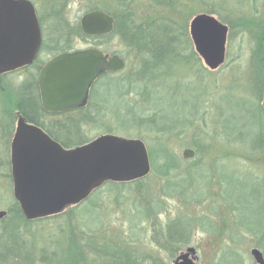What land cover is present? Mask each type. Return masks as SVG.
Segmentation results:
<instances>
[{
	"label": "rangeland",
	"instance_id": "obj_1",
	"mask_svg": "<svg viewBox=\"0 0 264 264\" xmlns=\"http://www.w3.org/2000/svg\"><path fill=\"white\" fill-rule=\"evenodd\" d=\"M28 1L38 18L45 48L42 53L51 47L53 53L97 48L120 57L125 64L121 71L125 85L134 81L135 72L142 77L139 91L127 99L140 100V93L146 91L145 116L153 115L154 128H172L168 135H156L144 126L130 127L126 132L114 120L117 104L102 101L108 90L115 95L117 88L97 89V101L91 103L90 114L102 112L105 116L102 123L82 127L80 135L93 139L105 134L106 127L114 128L116 132L111 135L115 137L141 141L150 162V171L142 178L146 194L141 203L134 201L131 188L120 190L124 200L117 193L107 194V187L103 186L95 193L100 197V209H93L92 201L79 204L85 203L82 215L88 229L98 230L101 225V245L125 247L138 260L154 258L164 264H172L176 254L187 247L195 249L196 264H256L250 255L252 249L264 257V116L263 109L258 110L262 108L264 90V0H177L178 8L173 10L151 0H126L123 5L114 0ZM92 8L120 12L119 17H128L136 24L169 19L179 28L184 26L188 37L194 16L214 12L213 17H222L228 27L225 61L218 69L209 70L188 38L191 48L184 52L183 60L179 57L168 67L155 71L159 77L147 82L140 65L141 55L117 36L81 40L69 34ZM51 56L40 55L39 63ZM24 78L17 73L0 77V211L6 213L15 208L9 158L17 119L15 95L28 88L26 81L22 82ZM26 93H17V97L25 101ZM125 108L121 106L119 112L123 114ZM141 110L142 107L137 112ZM96 119L101 121L97 116ZM164 147H168L177 165L167 176L157 171L163 164L161 156L164 157L159 150ZM185 149L195 152L192 159L182 158ZM146 204L159 207L158 214L133 222L136 205L145 211ZM73 209L74 206L67 207L60 212L62 218L26 227L15 222L0 224L8 233L17 234L19 245L31 253L25 263L19 254L7 260L0 256V264H106L97 255L81 250ZM177 219L184 220L179 224L181 228L191 231L188 245L167 247L164 229ZM3 239L6 243L14 240L10 245L17 250L15 237ZM43 252L45 259L41 257ZM55 253L56 259L52 255Z\"/></svg>",
	"mask_w": 264,
	"mask_h": 264
},
{
	"label": "water",
	"instance_id": "obj_2",
	"mask_svg": "<svg viewBox=\"0 0 264 264\" xmlns=\"http://www.w3.org/2000/svg\"><path fill=\"white\" fill-rule=\"evenodd\" d=\"M29 14L30 30L25 51L11 52L17 32L13 10ZM81 32L99 37L113 31V19L91 11L79 21ZM228 28L211 15L199 14L189 23V37L195 53L209 70L218 69L225 60ZM41 43L32 5L24 0H0V56L13 54L0 72L33 62ZM23 53V54H22ZM124 68L116 55L107 57L96 49L61 54L50 60L39 75V90L44 110L66 112L86 104L89 89L103 73H117ZM264 112V90L262 95ZM193 151L184 150L182 157L192 159ZM144 144L139 140L100 136L91 143L63 150L39 128L19 118L11 144V178L13 197L28 221L60 213L65 207L79 204L106 182H129L149 172ZM6 216L0 211V220ZM256 264H264L262 253L252 249ZM173 264H195V249L187 248Z\"/></svg>",
	"mask_w": 264,
	"mask_h": 264
},
{
	"label": "trees",
	"instance_id": "obj_3",
	"mask_svg": "<svg viewBox=\"0 0 264 264\" xmlns=\"http://www.w3.org/2000/svg\"><path fill=\"white\" fill-rule=\"evenodd\" d=\"M119 5H123L126 0H114ZM155 3V5L160 7H167L168 9L178 8L177 0H151ZM89 11H101L109 15L114 21V27L111 34L103 37H86L80 31L79 25L75 26L73 29L69 31L70 35H76L81 38V40H100L109 38L112 36H117L119 40L129 49L137 51L138 54L141 55V63L143 72L145 73L146 81H151L152 77H159L155 74V71H160L162 67H168L175 60H183V54L185 51L190 50L191 46L188 41V34L185 27H178L175 25L174 21L164 18L142 21L140 24L133 23L128 17H119L120 12L115 11L114 13L106 12L100 8H92ZM214 12H211L210 15H213ZM222 23H224V19L222 17L218 18ZM263 43V41H262ZM262 45V44H261ZM264 46V45H263ZM68 51V50H67ZM183 51V52H182ZM180 57V58H179ZM136 73V72H135ZM134 73V81L127 83L125 85L123 81L125 80L122 76L123 74H113V73H105L100 76L95 85L91 90V102L97 101V89H102L106 86H111L117 88L116 94H109V90L107 93V98L102 101L106 104L116 103L117 111L114 112V120L116 124H120L121 127H125V131L130 127L135 128L136 126H144V129L154 132L157 134H166L172 132V128L170 129H157L153 127L154 118L153 115L147 114L145 116L146 109L143 105L147 99V92L140 93V100H128L129 96H133V92L139 91V86L141 85L139 79H142L138 74ZM161 74H164V71H161ZM264 77V75L262 76ZM33 88L36 89V87ZM132 90V91H131ZM28 94L27 99L25 101H21L19 97L16 100L15 106L16 110L19 114L30 124H33L43 131H45L54 141L60 143L65 148H71L75 146H80L88 143L92 139H88L83 137L82 133L80 135V129L82 131V127L87 126L89 124H99L102 123V119L105 116L102 112L100 114L97 113V117L101 119V121L96 119V116L90 114L89 107H86L81 110V114L74 113L76 118H72L74 116L69 115V118L65 119L66 124L61 121H54L52 125H49L47 122L48 116L46 113H43L39 106V99L37 94L33 96L30 93L29 87L25 90ZM22 88L21 92H25ZM20 92V93H21ZM110 97V98H108ZM101 101V102H102ZM129 102H132V106L129 105ZM125 106V112L121 114L118 108L121 106ZM142 107L140 113L139 111ZM259 112H262V108H258ZM262 114V113H261ZM80 115V116H79ZM263 115V114H262ZM78 116V117H77ZM123 118V119H122ZM125 119V121H124ZM126 123V124H125ZM102 126V125H100ZM148 127V128H147ZM64 130L69 137V140H65L59 136L57 130ZM264 128V127H263ZM124 130V129H123ZM116 129L111 127H106L105 134H114ZM127 136H130L126 133ZM132 136V135H131ZM261 143L264 145V133L263 138L261 139ZM194 150L195 146H191ZM164 157L161 156V160L163 164H160L158 167V174L162 176H167L172 170L177 168L176 160L174 157L170 155V150L168 147L161 148L159 150ZM10 177V176H9ZM145 182L142 179L130 182V183H107V194L117 193L119 194V198L126 200V197L120 196L122 192L120 190H124L126 188H131L133 190L134 201L136 203H141L143 201V197L146 194L145 188L142 186ZM169 186V185H168ZM96 193V192H95ZM92 195L91 198L87 200L86 203L92 201L93 209H100L99 207V199L97 194ZM15 208L7 213V216L0 221V224L9 225L13 222L22 225L24 227L28 226L31 223H35L38 221H46L47 219H59L62 218L60 215H55L53 217L40 219L33 222H28L24 219L20 208L16 202ZM82 205H78L74 207V217L77 219L78 226V236L81 242V250H86L90 255H97L102 262L106 264H164L159 259L148 258L144 260H138L134 258L132 252H130L127 248H119L114 244L112 246H102V240L104 238V234H99V231L102 232L101 225L98 227V230L88 229L83 219L82 215ZM144 208V207H142ZM146 210L140 209L139 205L135 207V214L132 216L133 222H140L143 220H147V218H151L158 214L159 207H156L155 204H146ZM183 219H177L175 221L169 222V224L164 229V237H165V245L171 248H183L185 245H188V239L190 232L187 228H181L179 224ZM184 221V220H183ZM184 223V222H182ZM99 224V223H97ZM134 224V223H133ZM4 232V234L2 233ZM15 235V236H14ZM8 233L7 229L3 227L0 228V256L3 258L15 259L16 255H20V259L22 261L28 262L31 258V253L23 250V247L19 245L17 234ZM102 235V236H101ZM12 240V237H15V244L17 245V250L12 249L13 241L10 243H6L3 238H9ZM7 244V245H6ZM6 245V246H4ZM55 252V251H54ZM53 252V253H54ZM45 253L41 254V257L45 259ZM54 259H56L55 255L52 254ZM47 259V258H46ZM7 260V259H6ZM27 264V263H26Z\"/></svg>",
	"mask_w": 264,
	"mask_h": 264
},
{
	"label": "flooded vegetation",
	"instance_id": "obj_4",
	"mask_svg": "<svg viewBox=\"0 0 264 264\" xmlns=\"http://www.w3.org/2000/svg\"><path fill=\"white\" fill-rule=\"evenodd\" d=\"M16 1V0H15ZM24 1H28V0H24ZM30 2V1H28ZM31 3V2H30ZM32 5V3H31ZM33 6V5H32ZM34 7V6H33ZM35 10V8H34ZM13 17H18L17 19V32L14 34V39L11 43V46H10V50L11 52H15V51H18L20 49H23V52L25 51V47H26V44H27V38H28V34H29V30H30V25H29V14H26L23 10L19 9H15L13 10ZM35 17L37 19V25H39L38 23V18L36 16V11H35ZM40 28V26H39ZM40 33H41V30H40ZM41 40H42V37H41ZM45 48H43V40L41 41V45H40V48H39V51L37 52V55L34 59V61L29 64V65H25V66H21V67H18L16 69H13V70H7V71H2L0 72V77H3V76H6V75H9V74H14V73H17V74H23L25 75V80L22 81V82H25L26 81V84L28 85L29 87V90H30V93L33 94V96L35 95V93L37 94V97L39 99V106H40V109L43 113H46V116H48L47 118V122L49 125H52L54 123V121H62L63 120V123L66 124V120L67 118H69V115H72V116H75L74 113H77V114H81V110L86 108V107H90L91 105V99H90V93H91V89L89 91V98H88V101L87 103L82 106V107H79V108H76V109H73V110H70V111H66V112H49V111H46L44 110L43 106H42V102H41V96H40V90H39V75H40V72L41 70L43 69V67L51 60L53 59L55 56L57 55H60V54H64V53H70V52H73L75 50H71V51H63L61 53H58V52H55L53 53V50H54V47H51L50 49H47V52L49 54H51L52 56L48 58L47 61L43 62L41 61L39 63V57L40 55L42 54H48L47 52H43ZM23 54V53H22ZM13 56V54H10L9 55H4V56H0V68L3 67L4 65H6V63L8 64L9 62V59ZM48 57V56H47ZM35 71L37 73H35ZM30 81V83L28 84V82ZM26 85V86H27ZM33 85L35 88H33ZM28 89V88H27ZM22 89H20L19 92H17L18 94H20ZM17 93H16V97H15V103H16V100H17ZM91 109V107L89 108ZM92 111V110H90ZM98 112H96L95 115L93 116H96ZM15 115L17 117L16 119V125H15V129H14V133H13V136H12V140H11V144L13 142V139H14V136H15V132H16V127H17V122L19 120V118H22L23 122L26 123V124H29V125H33V124H30L28 123L20 114L19 112L16 110V106H15ZM92 115V114H91ZM80 116V115H79ZM78 117V116H77ZM68 120V119H67ZM35 126V125H34ZM37 127V126H36ZM39 128V127H38ZM41 129V128H40ZM42 130V129H41ZM43 131V130H42ZM51 140H53L45 131H43ZM59 136H61L62 138H65V140H69L71 137H69V135L63 130H60V128H58L57 130ZM54 141V140H53ZM56 142V141H54ZM57 144H59L62 148H65L63 147L60 143L56 142ZM11 144H10V158H9V164H11ZM67 149V148H65ZM177 257V255L175 256V258ZM174 258V259H175ZM173 259V260H174ZM172 260V262H173Z\"/></svg>",
	"mask_w": 264,
	"mask_h": 264
}]
</instances>
